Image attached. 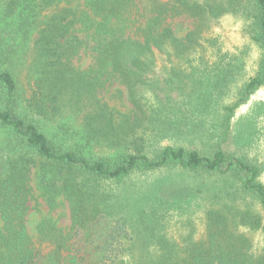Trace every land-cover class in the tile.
<instances>
[{
    "label": "rangeland",
    "instance_id": "1",
    "mask_svg": "<svg viewBox=\"0 0 264 264\" xmlns=\"http://www.w3.org/2000/svg\"><path fill=\"white\" fill-rule=\"evenodd\" d=\"M74 2L83 6L85 0ZM214 15L204 21L188 14L166 16L163 26L171 30L181 47L176 51L168 40L160 44L161 50L146 55L150 58L148 68L135 84L136 104L131 102L122 78L109 72L95 74L99 79L96 99L112 112L116 126L136 125L132 139L138 140L149 157L167 146L207 156L222 150L227 156L257 166L261 170L259 180L264 183V86L239 103L244 86L258 73L259 50L249 40V19L239 9ZM153 17L147 0H135L124 20L126 34L136 39L138 29ZM13 27L11 22L0 25V71L10 70L17 80L21 111L36 91V34H16ZM73 66L80 72L92 69V53L83 50L73 59ZM236 103L229 115L224 109ZM85 123L83 112L68 107L55 117L40 120L39 125L55 146L71 151L85 145ZM12 137L9 130L0 128V145ZM95 145L82 149L84 154L98 159L121 151L103 141ZM18 149L21 156L24 151ZM11 156L16 158V151ZM34 168L27 183L31 195L23 225L35 264H74L80 258L87 259L85 251L92 250L94 244L90 231L74 223L71 204L62 195L53 208L48 205L37 189ZM77 176L81 180L82 175ZM93 187L99 203H90L83 215L104 214L106 219L107 214H113L126 224L129 239L125 243H130V249L116 264L189 259L190 250L207 241L218 217L227 219L228 229L233 226L252 241L253 255L264 252V211L235 178L167 167L137 172L119 183L97 182ZM243 219L246 225L255 220L259 226L245 228ZM3 226L0 218V228ZM48 226L55 235L53 241L39 242V230ZM58 243L63 247L59 255L55 253ZM97 258L95 254L90 259Z\"/></svg>",
    "mask_w": 264,
    "mask_h": 264
},
{
    "label": "trees",
    "instance_id": "2",
    "mask_svg": "<svg viewBox=\"0 0 264 264\" xmlns=\"http://www.w3.org/2000/svg\"><path fill=\"white\" fill-rule=\"evenodd\" d=\"M74 1L0 0V25L11 22L16 34L35 33L37 57L33 67L36 91L21 111L17 80L10 70L0 71V128L13 135L0 145V155L7 153L0 161V218L4 221L0 228V264H35L23 225L31 195L27 186L31 167L36 168L34 181L48 205L53 208L59 195L65 197L71 204L74 223L92 235L93 249L85 251L87 259L80 258L74 264H116L130 249V243H125L129 238L122 218L82 213L90 203H99L93 187L97 182L119 183L134 173L167 167L222 174L235 178L242 191L252 194L264 211V183L259 180L261 170L257 166L227 156L222 150L207 156L167 146L149 157L138 140L132 139L136 125L116 126L112 112L96 99L99 79L95 76L97 71L120 76L131 102L136 104L135 84L148 68L150 58L146 55L161 50L160 44L168 40L176 51L181 47L171 30L163 26L166 16L188 14L204 21L215 17L217 11L239 9L249 19L246 32L260 54L258 73L244 86L239 100L245 102L264 86V0H147L154 17L138 29L136 39L126 34L124 23L135 0H85L83 6ZM83 50H89L93 58V67L87 72L73 66V59ZM239 103L224 110L232 115ZM68 107L84 113L88 130L85 145L71 151L55 146L39 125L40 120L55 117ZM102 141L121 151L98 159L84 154L82 149ZM18 148L24 151L21 156ZM15 151L17 157L12 158ZM77 173L82 175L81 180ZM226 222L220 217L213 220L207 241L193 247L189 259L155 264H264V252L253 255L252 241L237 233L235 227L228 229ZM241 224L250 229L259 226L255 220L246 225L243 219ZM49 227L39 230V242L53 241L55 235ZM55 246L59 255L63 247L59 243ZM95 254L98 258L90 259Z\"/></svg>",
    "mask_w": 264,
    "mask_h": 264
}]
</instances>
